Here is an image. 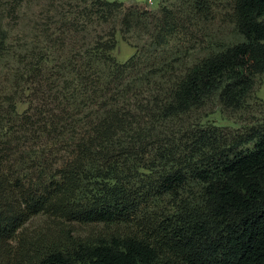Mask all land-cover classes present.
Here are the masks:
<instances>
[{"label": "trees", "instance_id": "16d2710c", "mask_svg": "<svg viewBox=\"0 0 264 264\" xmlns=\"http://www.w3.org/2000/svg\"><path fill=\"white\" fill-rule=\"evenodd\" d=\"M84 1L110 36L54 70L0 0V264H264V129L242 138L199 122L186 140L176 129L217 95L240 104L264 72V0H232L239 38L194 58L181 40L167 54L181 17L154 15L153 49L138 43L125 61L111 53L117 30L142 33L153 13ZM40 214L50 225L28 230ZM74 222L112 228L82 236Z\"/></svg>", "mask_w": 264, "mask_h": 264}, {"label": "rangeland", "instance_id": "374dc122", "mask_svg": "<svg viewBox=\"0 0 264 264\" xmlns=\"http://www.w3.org/2000/svg\"><path fill=\"white\" fill-rule=\"evenodd\" d=\"M1 1L3 4H8V7L12 4L16 6L15 11L8 9L7 18L10 24L15 27V36L22 37L21 42L27 44L28 49L31 47L30 51L36 46L35 51L38 52L40 46L47 56L48 69H62L63 63H68V60L76 57L81 58L82 56L88 57L95 53L98 41L109 38L111 27H113L112 22L100 23L90 18L88 6H86L84 0ZM120 1H124L126 5H137V7L146 8L150 13H153V16L142 20V33L138 29L127 32H124L121 28L117 30L116 44L111 53L119 61L128 59L137 49L138 43H142V51L150 53L153 48L148 44L150 36L145 29L149 21H153V24L158 25L155 22V17H158V22L163 25L166 24L165 19L167 16L171 15L173 17L172 15H174V17H181L182 22L188 25L187 30L185 27L182 30L181 36L175 35L177 31L168 33L171 41V45L166 47L168 56L176 54V48L172 45L180 40L184 42L179 45L180 54L186 55L189 52L188 56L194 58L239 38L229 13L232 0H208L207 6L203 10H199L193 0H155L151 6L147 5L146 0ZM118 27H120L119 22ZM152 28L153 25L151 24L150 29ZM171 29L170 26L166 28L169 31ZM30 51H24L23 55L27 59L30 58L27 56V54L30 55ZM36 59L35 57L32 61L35 62ZM150 70L152 69L150 68ZM143 83L142 87L145 85V82ZM30 92H32L31 89L25 92L27 101H22L19 104L21 110L31 103L29 101L31 96H28ZM45 101V98L44 100L37 98L34 100L33 106L36 103L40 102L41 104ZM199 122L218 125L220 131L224 134L242 138L250 136L260 129L263 130L264 72L257 73L254 76L253 87L240 104L228 106L217 95L209 99L201 109L193 111L185 117V120L177 121V136H182L186 140V134L183 133L192 132V129ZM245 145L252 147L253 140ZM51 222V218L47 215H37L27 223L28 230H42ZM72 226L74 233L82 236L93 230L106 227L112 228V225L96 222H74Z\"/></svg>", "mask_w": 264, "mask_h": 264}, {"label": "built area", "instance_id": "2783aa9c", "mask_svg": "<svg viewBox=\"0 0 264 264\" xmlns=\"http://www.w3.org/2000/svg\"><path fill=\"white\" fill-rule=\"evenodd\" d=\"M154 2H155V0H146V3L148 6L153 5Z\"/></svg>", "mask_w": 264, "mask_h": 264}]
</instances>
